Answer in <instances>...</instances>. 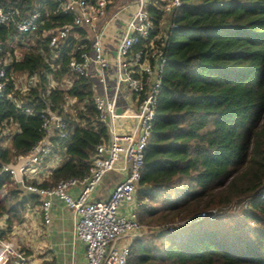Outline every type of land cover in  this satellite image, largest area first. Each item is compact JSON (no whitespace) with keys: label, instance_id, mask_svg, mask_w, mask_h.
Here are the masks:
<instances>
[{"label":"trees","instance_id":"trees-1","mask_svg":"<svg viewBox=\"0 0 264 264\" xmlns=\"http://www.w3.org/2000/svg\"><path fill=\"white\" fill-rule=\"evenodd\" d=\"M167 1L152 0L148 7L156 33ZM181 1L164 31L166 64L136 193L135 213L146 232L133 241L128 264H264V0ZM16 2L27 12L37 0H0ZM41 11L38 49L13 63L15 72L38 76L24 96L36 109L24 115L0 100L1 141L9 142L0 163L29 156L44 136L40 110L50 99L73 131L66 143L53 139L55 151L42 163L65 157L41 184L55 188L89 174L108 129L90 79L75 76L70 90L62 89L70 55L58 71L47 61L53 52L43 31L71 24L72 16L51 0ZM5 34L0 28V37ZM69 98L74 113L64 109ZM13 125L18 131L3 135ZM42 202L9 174L0 175V217H9L1 237L8 239L28 206Z\"/></svg>","mask_w":264,"mask_h":264},{"label":"built area","instance_id":"built-area-1","mask_svg":"<svg viewBox=\"0 0 264 264\" xmlns=\"http://www.w3.org/2000/svg\"><path fill=\"white\" fill-rule=\"evenodd\" d=\"M47 1L37 0L36 8L27 12L18 7L19 2L0 3V28L6 31L5 37H0V100L13 103L24 115H33L36 109V104L28 102L24 96L36 87L38 76L15 72L13 63L21 61L32 49H38V33L45 25L41 9ZM51 1L58 4L64 15L72 16V23L43 31L41 37L47 39L53 52L47 61L54 71H58L64 55H70L68 69L71 74L61 86L65 91L70 90L75 76L91 80V68L96 69L104 94H96L95 105L101 121L107 126L108 139L96 146L85 178L62 180L55 188H43L40 176L50 175L64 161L58 154L49 164L42 165L44 159L55 151L53 139L66 143L73 132L70 122L63 114L53 111V101L48 99L45 108L40 110L43 138L29 156L16 159V164L0 163V175L9 174L17 187L42 197L39 211L46 225L51 223V199L57 197L66 203L76 216V236L86 245L85 264H128L133 241L146 232L135 213L136 193L166 64L164 31L155 32L148 9L152 1L138 0L137 10L116 50L117 77L114 85H110L107 77L110 64L103 46L105 25L101 23L114 1ZM181 5V0H168L161 9L165 14L172 13ZM57 86L53 81L52 87ZM123 86L135 98V107L121 110ZM74 101L69 98L64 106L66 112L74 113ZM13 127L17 125L5 129L3 135L11 137L15 133ZM8 143L1 141L0 136V155ZM115 171L125 172V178L115 186L107 200H92L95 189L110 172ZM75 187L82 188L78 196L70 192ZM124 203L134 204L129 216L120 214ZM6 228L7 217H0V264H28L26 253L1 237Z\"/></svg>","mask_w":264,"mask_h":264},{"label":"crops","instance_id":"crops-1","mask_svg":"<svg viewBox=\"0 0 264 264\" xmlns=\"http://www.w3.org/2000/svg\"><path fill=\"white\" fill-rule=\"evenodd\" d=\"M117 1L119 0H115L114 5L110 7L107 13V21L104 24L103 46L110 64L107 71L110 85H114L117 77V68L113 67L115 63L114 54L125 34L129 20L137 10V0L122 5L120 9H117ZM90 72L91 81H94L97 91L96 94L103 95L104 89L97 77L96 69L92 67ZM126 96L129 98L127 100L128 107H135V98L132 93L125 91L123 88L120 99H125ZM61 157L64 160V156ZM41 173L44 175V171ZM125 176V172H110L99 187L95 189L91 199L94 201L107 200L115 186ZM48 177L49 175L45 177L41 175L40 179L43 182ZM81 191V187L70 190L74 196H78ZM51 200L53 205L50 211V225L44 224L39 206H28L24 212V221L21 224L14 225L12 233L6 240H14L17 243L20 242V246L23 245L22 248L19 245L17 246L26 253L29 259L28 264H85L86 245L76 236V216L74 212L61 199L53 197ZM121 209L123 210L124 207L121 206ZM4 217H7V220L9 218L8 216Z\"/></svg>","mask_w":264,"mask_h":264},{"label":"rangeland","instance_id":"rangeland-1","mask_svg":"<svg viewBox=\"0 0 264 264\" xmlns=\"http://www.w3.org/2000/svg\"><path fill=\"white\" fill-rule=\"evenodd\" d=\"M133 1H136V0H119V1H117V9H120L121 8V6L122 5H124V4H130V3H132ZM138 1V0H137ZM147 1H149V0H147ZM115 2V1H114ZM119 3H120V5H119ZM113 5H114V3H113ZM170 17H171V13H166L165 14V16H164V18H163V21H162V24H161V29L162 30H164V31H166L169 27H170V25H171V23H170ZM107 21V16H106V18H104L103 19V21H102V25L103 24H105V22ZM114 56H115V58H114V60H115V63H114V66H113V63H112V66L114 67V68H117V62H116V53L114 54ZM92 82H93V84H94V81L92 80ZM94 88H95V85H94ZM123 88H124V90L125 91H127V92H129V93H131L128 89H126L125 88V86H123ZM95 92L97 93V91H96V89H95ZM129 98H127V96H126V98L124 99V98H121L120 99V107L121 108H127L128 107V100ZM13 130L15 131V133L17 132V127H13ZM99 187V186H98ZM104 193L106 192L105 190L103 191ZM122 206L124 207V209L122 210V209H120V214H122V215H127V216H129V214H130V212H131V210L133 209V207H134V204L133 203H124V204H122ZM12 243H14L16 246L17 245H19L20 246V242L19 243H17L16 241H14V240H10ZM18 246V247H19ZM21 248L23 247V245H21L20 246Z\"/></svg>","mask_w":264,"mask_h":264},{"label":"water","instance_id":"water-1","mask_svg":"<svg viewBox=\"0 0 264 264\" xmlns=\"http://www.w3.org/2000/svg\"><path fill=\"white\" fill-rule=\"evenodd\" d=\"M1 252H2V247H1V245H0V254H1Z\"/></svg>","mask_w":264,"mask_h":264}]
</instances>
